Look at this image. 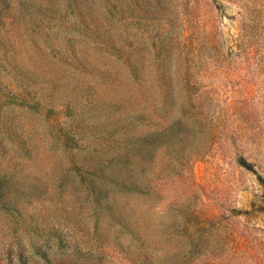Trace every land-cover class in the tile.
Returning <instances> with one entry per match:
<instances>
[{
  "label": "rangeland",
  "instance_id": "374dc122",
  "mask_svg": "<svg viewBox=\"0 0 264 264\" xmlns=\"http://www.w3.org/2000/svg\"><path fill=\"white\" fill-rule=\"evenodd\" d=\"M0 264H264V0H0Z\"/></svg>",
  "mask_w": 264,
  "mask_h": 264
}]
</instances>
